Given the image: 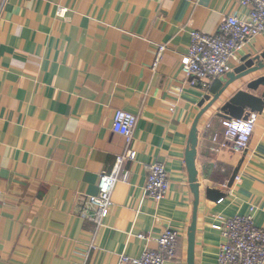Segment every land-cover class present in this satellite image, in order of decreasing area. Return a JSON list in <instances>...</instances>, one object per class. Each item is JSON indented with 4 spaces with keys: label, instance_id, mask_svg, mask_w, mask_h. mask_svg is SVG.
<instances>
[{
    "label": "crops",
    "instance_id": "crops-1",
    "mask_svg": "<svg viewBox=\"0 0 264 264\" xmlns=\"http://www.w3.org/2000/svg\"><path fill=\"white\" fill-rule=\"evenodd\" d=\"M248 14L241 0H0V264H120L123 255L158 249L168 228L178 232V259L187 263L194 196L186 153L201 101L229 81L219 78L208 92L187 82L190 33L213 35L229 16ZM159 46L167 50L154 69ZM262 52L264 32L241 60ZM260 76L230 85L198 125L196 264H218V215H252L264 228V112L252 114L245 155L222 148L219 116ZM119 110L137 117L138 156L120 167L119 176L131 173L129 184H116L98 225L82 213L88 196L98 194L100 175L115 172L127 151L126 139L112 131ZM157 162L171 183L160 204L145 193L147 166ZM208 188L225 199L208 201Z\"/></svg>",
    "mask_w": 264,
    "mask_h": 264
},
{
    "label": "built area",
    "instance_id": "built-area-1",
    "mask_svg": "<svg viewBox=\"0 0 264 264\" xmlns=\"http://www.w3.org/2000/svg\"><path fill=\"white\" fill-rule=\"evenodd\" d=\"M241 5L249 9L248 16L243 19L229 16L216 34L191 31L187 60L182 66L185 79L191 86L208 92L216 80L233 72L247 44L264 32V0H241ZM65 12L60 10L59 14L63 16ZM166 50V46L158 47L154 69L158 67ZM136 126L137 117L134 114L122 110L114 114L112 131L126 139L128 148L125 155L118 158L115 172H103L100 175L98 194L88 196L83 219L102 224L113 206L116 184L119 181L129 184L131 173L124 171L119 176L118 171L124 162L137 159V151L132 147ZM222 127V148H226L227 143L232 152L245 155L255 132L256 115L242 120L225 119ZM220 138L216 134L213 141L220 143ZM147 172L145 193L156 204H160L166 200L171 186L167 168L157 162L147 166ZM215 222L222 229L223 238L219 246L218 264H264V228L255 225L252 215L230 218L218 215ZM138 238L146 239L143 235ZM178 249L179 234L168 228L158 240V249H147L140 258L123 255L120 264H187L178 259Z\"/></svg>",
    "mask_w": 264,
    "mask_h": 264
},
{
    "label": "water",
    "instance_id": "water-1",
    "mask_svg": "<svg viewBox=\"0 0 264 264\" xmlns=\"http://www.w3.org/2000/svg\"><path fill=\"white\" fill-rule=\"evenodd\" d=\"M264 72V52L257 56H246L241 60V65L227 74L229 81L225 87L213 98L206 96L200 103L199 107L202 112L193 125L190 136V147L186 153V167L189 174L190 189L194 196L192 222L188 230V252L187 264H196L195 245L197 235V214L200 203V186L197 182L198 172L196 168L197 150L195 144L198 139L197 128L202 117L213 108L220 100L227 88L243 78L254 73ZM247 91L237 92L226 104L220 108L219 116L229 120L247 119L252 114H262L264 112V76L250 81L246 84ZM208 102L207 106H204ZM239 167L235 169L227 188H232L239 173ZM226 193L217 189L206 190V199L210 202L219 203L225 199Z\"/></svg>",
    "mask_w": 264,
    "mask_h": 264
},
{
    "label": "trees",
    "instance_id": "trees-1",
    "mask_svg": "<svg viewBox=\"0 0 264 264\" xmlns=\"http://www.w3.org/2000/svg\"><path fill=\"white\" fill-rule=\"evenodd\" d=\"M179 250V249H178Z\"/></svg>",
    "mask_w": 264,
    "mask_h": 264
}]
</instances>
